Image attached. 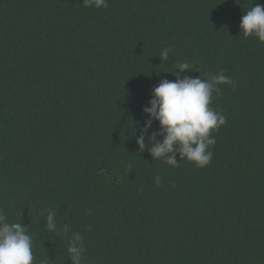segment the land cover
<instances>
[{"label": "trees", "instance_id": "1", "mask_svg": "<svg viewBox=\"0 0 264 264\" xmlns=\"http://www.w3.org/2000/svg\"><path fill=\"white\" fill-rule=\"evenodd\" d=\"M82 3L0 0V210L28 226L33 264H71L72 232L83 264H264V43L240 28L256 0ZM185 61L236 83L213 94L227 119L204 168L137 144Z\"/></svg>", "mask_w": 264, "mask_h": 264}, {"label": "clouds", "instance_id": "2", "mask_svg": "<svg viewBox=\"0 0 264 264\" xmlns=\"http://www.w3.org/2000/svg\"><path fill=\"white\" fill-rule=\"evenodd\" d=\"M82 4L86 8L102 9L108 7V0H83ZM240 28L245 38L254 37L264 43V5L256 0L255 6L242 16ZM169 52L170 49L165 48L158 56L162 62L169 58ZM175 68L176 71L171 72L176 77L175 81L165 78L153 87L152 98L143 108L147 119L138 129L137 144L140 152H143L147 139V150L154 161L161 160L169 166H178V154L180 161L187 160L197 168H204L211 163L214 155L212 147L216 144V138L212 133L225 125L227 119L210 106L213 94L219 95L223 85L235 87L236 83L223 70L218 74L205 72L201 77L187 76L185 72L199 71L187 61L178 62ZM156 121L159 122V130L151 131ZM158 137H162V141ZM155 182L160 184L159 176ZM45 227L55 234L61 231L68 234L71 231L68 224L58 229L56 213L52 209L47 210ZM67 252L71 264H83L85 247L79 232H72ZM33 262V238L28 226L9 222L3 210H0V264Z\"/></svg>", "mask_w": 264, "mask_h": 264}]
</instances>
